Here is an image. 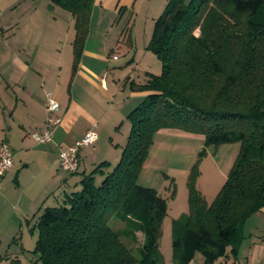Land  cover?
<instances>
[{
    "label": "trees",
    "instance_id": "16d2710c",
    "mask_svg": "<svg viewBox=\"0 0 264 264\" xmlns=\"http://www.w3.org/2000/svg\"><path fill=\"white\" fill-rule=\"evenodd\" d=\"M48 1L74 19V76L95 0ZM147 50L162 72L144 85L130 84L148 95L127 116L130 133L120 161L83 174L80 190L55 197L53 207L33 216L32 264H164L159 241L168 204L137 184L154 136L164 129L201 135L207 147L240 145L210 205L195 187L199 162L192 167L189 211L172 223L174 264H190L197 253L215 264L229 248L236 259L244 225L264 210V0H170ZM113 219L124 227H113ZM138 234L143 241L133 249L125 240L136 245ZM4 258L0 253V264Z\"/></svg>",
    "mask_w": 264,
    "mask_h": 264
},
{
    "label": "crops",
    "instance_id": "0c3cea01",
    "mask_svg": "<svg viewBox=\"0 0 264 264\" xmlns=\"http://www.w3.org/2000/svg\"><path fill=\"white\" fill-rule=\"evenodd\" d=\"M3 1L8 4L0 6V20L4 19L0 29L6 32L2 34L5 48L0 52V144L9 145L14 164L0 180V189L8 175L16 173L15 179L23 194L25 191L29 194L28 204L19 201V206L14 208L16 216L35 223L33 216L40 209L50 207L46 203L51 197L54 205L55 197L76 192L71 190L72 179L59 173L64 171L60 168L61 152L94 130L98 139L90 146H94L92 150L80 151L79 169L75 174L84 166L81 181L83 174L108 162L107 156L114 152L112 141L117 128L148 95L133 92L130 84H146L149 75L161 74L162 66L151 70L144 67L142 60L130 58L128 64L135 62L136 75H131L128 68L120 71L113 66L120 61L118 52L124 43L115 25L120 10L130 9L134 0H95L90 33L74 76L75 31L71 14L48 11L50 4L44 2L48 0ZM12 9L13 14L6 15V10ZM13 21L16 28L12 26ZM11 39L13 44L8 42ZM132 49L129 41L125 55L130 57ZM48 94L60 104L58 116L62 121L53 130L52 142L40 145L30 135L46 130ZM129 133L130 128L127 138ZM118 139L123 148L127 139ZM98 152L103 155L97 157ZM17 160L20 167L16 165ZM34 167L37 171L33 173ZM42 178L46 182H40ZM262 213L264 210L258 214ZM260 262L264 264V260Z\"/></svg>",
    "mask_w": 264,
    "mask_h": 264
},
{
    "label": "rangeland",
    "instance_id": "374dc122",
    "mask_svg": "<svg viewBox=\"0 0 264 264\" xmlns=\"http://www.w3.org/2000/svg\"><path fill=\"white\" fill-rule=\"evenodd\" d=\"M169 1L134 0L130 9H122L115 25L117 32L124 41L121 45L120 52H118L120 61L113 63V66L118 70L123 71L128 68V72H131V75L134 73L136 75V71H133L135 62L128 64L130 58L135 61L142 60L144 67H148L151 70L161 68V62L152 52L147 50V47L153 36L155 21L163 14ZM44 2L50 4L49 1ZM7 4L3 0L0 2L1 8L7 7ZM51 9L54 12L61 11L69 14L58 6H53ZM51 9L50 7L47 8L48 11ZM12 11L13 9L6 10V15L8 13L11 14ZM3 20L1 18L0 22L2 21V24H0V27L3 26ZM15 24L13 21V28H16ZM3 33L0 29V52L5 48L4 39H2ZM198 33L196 32L197 35ZM10 35L8 34L7 36ZM129 41L133 48L130 57L125 55ZM8 42L9 44H13V39ZM135 54L136 57L133 58ZM127 88L129 89V86ZM128 128H130V125L127 119H125L120 123L116 136L113 138V144L111 143L114 146V152L107 156L106 161L113 166L121 158L123 144L118 142V138L120 137L121 141L124 138L127 139ZM93 147H87L83 151L92 150ZM239 149L240 145L237 143L224 144L218 147H207L204 143L203 136L187 133L182 130L164 129L155 134L153 144L138 176L137 184L144 188L156 190L168 204V215L162 225V234L159 241V249L164 264H174L172 223L189 211L188 178L192 167L199 162V176L196 180L195 187L205 202L210 205L227 180ZM200 153L204 154L201 159H199ZM116 154H118L117 157ZM95 155L100 157L103 154L98 152ZM16 165L20 167L19 160L16 161ZM36 168L34 167L33 173L37 171ZM83 168L84 166L81 167L79 173L72 175L64 171H59L63 177L72 179L70 185L73 191H78L81 188L80 184L75 186V183L80 182ZM15 178H17L16 173L13 175L9 174L3 188L0 189V253L5 257L1 264H10L12 260H19L20 264H32V262L37 260V256L33 254L37 242V235L31 234L30 232L34 222H30L29 219H19L16 216V210H14L15 207L19 206V201L23 205L28 204L27 196L29 194H27V191L23 194L22 189L18 185V180ZM44 178L46 179V177ZM44 178L40 182H46ZM102 180V176H96L97 185ZM173 191H175L174 196ZM52 199L53 197H51L46 205L53 207L55 204L53 205ZM114 221L115 219L112 220L111 225L116 229H122L124 227L123 223ZM243 235L244 238L240 245L237 258L234 259L232 257L229 248L227 257L218 260L216 264H262L260 261L264 260V213H257L246 222L243 228ZM138 237L139 243L136 245L126 240L125 242L129 247L136 249L143 241L141 234H138ZM190 264L206 263L204 257L200 253H197Z\"/></svg>",
    "mask_w": 264,
    "mask_h": 264
},
{
    "label": "built area",
    "instance_id": "2783aa9c",
    "mask_svg": "<svg viewBox=\"0 0 264 264\" xmlns=\"http://www.w3.org/2000/svg\"><path fill=\"white\" fill-rule=\"evenodd\" d=\"M114 60L117 57H113ZM46 104V130L42 134L33 133L30 135L32 140L37 144L43 145L52 142V133L55 127L61 124L62 119L58 116L60 104L52 98L50 94L47 96ZM98 137L94 130L86 133L85 137L80 141L75 142L69 148L63 150L60 154V168L65 172L74 174L79 169L80 158L79 154L83 148L94 145ZM14 164V155L6 142L0 144V180L6 173L12 169Z\"/></svg>",
    "mask_w": 264,
    "mask_h": 264
}]
</instances>
